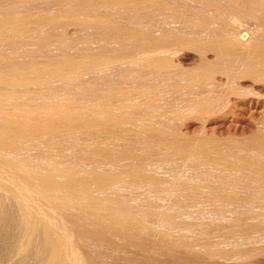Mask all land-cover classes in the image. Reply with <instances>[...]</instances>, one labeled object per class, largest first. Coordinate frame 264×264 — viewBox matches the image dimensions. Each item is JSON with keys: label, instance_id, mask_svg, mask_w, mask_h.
<instances>
[{"label": "bare ground", "instance_id": "bare-ground-1", "mask_svg": "<svg viewBox=\"0 0 264 264\" xmlns=\"http://www.w3.org/2000/svg\"><path fill=\"white\" fill-rule=\"evenodd\" d=\"M8 1L19 9L0 15V264H129L145 248L223 257L232 250L223 243L264 241V129L226 149L204 147L207 136L200 147L176 143L184 134L153 120L152 94L165 90L123 89L119 74L164 69L171 94L207 96L194 101L198 113L231 93L236 109L264 110V0ZM185 20L195 33H181ZM64 26L91 27L102 42L36 58L32 49L49 48L57 33L61 48H73ZM185 45L229 65L215 78L203 61L195 80L176 79L167 54ZM232 78L252 85L224 92ZM194 152L210 157L213 177L174 188L165 164Z\"/></svg>", "mask_w": 264, "mask_h": 264}, {"label": "rangeland", "instance_id": "rangeland-1", "mask_svg": "<svg viewBox=\"0 0 264 264\" xmlns=\"http://www.w3.org/2000/svg\"><path fill=\"white\" fill-rule=\"evenodd\" d=\"M12 4L11 1L0 0V9L2 10L4 8L3 11L0 10V15L2 14L1 12L3 13L7 12V9L9 7L11 8V12L13 11L15 12V10L19 7L18 6L19 4L15 3L16 6L15 4L13 5ZM188 4L189 3L187 2V5ZM194 4L196 3L194 2ZM20 9L21 10L19 11L23 12L22 8ZM35 9L36 8H31L32 11H34ZM51 10L56 11L57 7L52 6ZM116 19H118V21H121L119 20L121 19L119 16H117ZM178 23L182 25L181 33H185V34L195 33V27L189 21L185 20ZM244 24H246V26L248 25L247 22H245ZM61 29L64 33L61 31ZM51 30L52 31L49 30L48 32H53V33L58 32L57 30L55 31H53V29ZM41 31H43L42 33H44V31L46 32L45 29ZM59 32H61L59 34L63 33L61 36L63 37L65 36L66 42L71 40L74 41V46L72 49L60 47L61 40H59L56 37L58 33L54 34L55 36L54 35L52 36V40L49 44V48H45L44 51L37 48L36 49L38 50V52L36 51L35 48L34 49L27 48V49L28 50L32 49L33 50L32 53L36 58H37V54L40 57L41 54L43 53H47L51 56L61 54L65 51L67 52L85 51L88 53V52H93V50H95L98 47V45L102 42L101 39L103 38L102 33L94 31L91 27L81 28L77 26L75 28L73 27L69 28L68 26L67 27L64 26L59 29ZM65 33L66 35H64ZM132 44L133 42L131 43V45ZM110 45H114V44L111 42ZM30 46L32 47V45H29L28 47ZM4 47L6 46L0 45L1 52L3 49H4L3 52H5V49L7 50V48ZM192 48H193L192 46H188V45L180 46L172 49L170 53L167 54L169 63L174 67V70L172 71V75L176 79L184 80L186 83L195 80L193 78V72L195 70V67L198 66L203 61H208L210 63L211 71L213 72V77L215 78H218L219 71H224L229 65V60L223 55H219L217 58H214V56L210 53H208L206 56ZM165 73L166 71L164 69L157 70L156 72L149 68H145L141 66H133V65L121 68L119 72V74H121V76L128 81L125 85L121 87L123 89L124 88L134 89L137 88L142 82H146L150 85L161 86L165 90L160 97L155 93L152 94L155 98H158L157 103L154 104L152 108L157 113L160 114L159 116H157L158 118L155 117L153 120L154 122H158V123L159 122L166 123L168 125L167 127H165L167 131L176 130L178 132L183 133L185 137H182L181 140L177 139L176 143L181 142L185 138L184 139L185 145L192 144L195 145L196 147H200L201 142H203L204 140L203 138L207 136L209 137V139H207L206 142L203 144L204 147H208L211 151L216 150V147L220 149H226L230 146H237L248 143L250 137L254 133H256L258 130L264 129V110L259 109V112H254L252 109H245V110L236 109L233 106V100L235 99V95L233 93H231L229 96L221 95L216 102L214 111H205L203 113H198L192 107L194 101L205 100L207 96H203V94H199L198 91H194L192 93L180 92L177 95L171 94L170 92H168L169 89L166 87L165 82L163 80ZM82 81L83 84L91 83V79L88 76H86ZM242 81H243L242 79L232 78L231 80H228L225 84H223L221 89H224L225 92L229 89L231 90L240 89V88L249 89L251 87L252 85L251 81H245L246 83L244 84L242 83ZM1 101L2 104L4 103L6 105V106L3 105L2 107L4 108L8 107L7 104L9 105L10 101H5V102L3 100ZM230 108L234 109L235 111L230 110ZM138 113L141 112L138 111ZM166 138L168 139V136H166ZM247 149L249 150V148ZM142 150L143 149L141 148L139 149L140 152H142ZM210 161H211L210 157L204 156L203 153L194 152L184 160H179V161L177 160L175 162L166 163L162 171L165 174H167L169 177L175 178L174 179L175 184L173 185L175 188L177 186L176 183L182 179H197L201 177L212 178L213 166L210 163ZM230 217L226 216L227 219L224 221L225 223L223 222L225 225L227 224V220ZM205 221L207 222V224H205L204 226L214 224L213 222L210 223V220H208V218H206ZM212 229L213 228L211 227V230ZM208 230L210 231V227H208ZM190 235H192V233ZM237 241H235L236 243L234 241L230 242L228 243L229 245L227 243L226 244L223 243L222 246L225 245L223 246L224 250L227 248L226 250L232 249L233 251L235 250L236 252H232L231 250L227 253V255L223 254V257L219 253L220 258L219 255L216 256L217 254L215 256L212 255L213 257L209 256L210 258L204 255V258H206L204 259L202 254H201L202 256L199 254L200 255L199 257L194 253L193 254L191 253L190 256L189 253L185 254L182 250H181L182 252L180 253H175L172 251L165 252V250L161 252L160 251L157 252L155 250L149 251L151 250L150 248L148 249L145 248L144 252H143L144 249L139 250L142 253L140 254L138 251L137 257H134V260L131 261L133 263L130 262L129 264H152V263L153 264H171V263L172 264H264V243H263L264 241L262 242L259 241L261 245L258 243V240L256 241L255 239L253 240L255 241L253 242L255 244L252 243V240L243 241L241 239V241L239 240ZM246 244L248 246H246ZM222 246L221 248H223ZM226 246H228L230 249ZM240 249L241 252L242 250L243 252L245 250V252L247 253L242 254L240 252ZM238 250L241 254L237 252ZM151 252L152 253L154 252L153 253L154 257H152ZM233 253H235L236 255L235 254L233 255ZM173 254L175 257L173 256ZM175 254L178 256H176ZM181 254L183 255L181 256ZM228 254H230L229 255L230 257L228 256ZM169 255L171 256L167 257ZM153 258L155 260H152ZM151 260L153 262H151Z\"/></svg>", "mask_w": 264, "mask_h": 264}]
</instances>
